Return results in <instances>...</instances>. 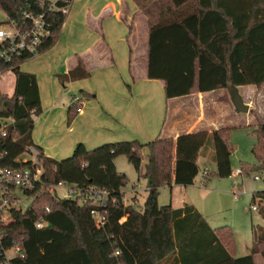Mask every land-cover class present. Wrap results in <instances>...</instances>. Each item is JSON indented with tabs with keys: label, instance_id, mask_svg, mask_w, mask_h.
I'll return each mask as SVG.
<instances>
[{
	"label": "trees",
	"instance_id": "obj_1",
	"mask_svg": "<svg viewBox=\"0 0 264 264\" xmlns=\"http://www.w3.org/2000/svg\"><path fill=\"white\" fill-rule=\"evenodd\" d=\"M133 2L148 22V77L166 83L167 99L229 86H264V0ZM40 4L41 0H0L8 23L21 30L30 26L23 25L25 11L45 14L49 35L41 38L38 55L56 45L67 18L60 12L49 13ZM132 32L131 22L127 35L130 75ZM34 57L29 53L14 57L9 64L15 75L14 92L7 95L0 91V116L14 119L4 166L19 167L15 158L34 147L49 183L94 187L106 191L108 197L103 207L91 202L82 206L76 199H58L47 193L37 197L28 210L13 213V222L0 243V264H256L257 256L264 262V225L252 226L251 253L238 257L230 227L212 228L193 205L179 209L159 205L162 187H170L173 181L183 187L193 185L200 158L216 165L214 175L218 178L233 175L230 128L180 135L176 140L160 136L145 144L137 140L107 143L92 150L80 143L71 157L57 161L47 157L32 138L35 119L43 111L40 91L36 76L21 71L20 65ZM77 58L76 69L57 75L62 85L91 77L83 59ZM80 95L71 99L69 124L84 102L94 97L85 91ZM249 113L258 116L255 110ZM255 133L259 146L254 153L260 160L259 170L264 171V123L257 125ZM145 149L147 163L142 169ZM119 156L127 157L139 172V180L151 179L142 210L124 201L128 178L117 170ZM252 197L254 203L259 201L257 211L264 221V191L254 192ZM94 209L100 210L104 219L101 226L92 216ZM41 218L48 226L40 230L35 223ZM16 245L20 246L19 255L6 260V252Z\"/></svg>",
	"mask_w": 264,
	"mask_h": 264
},
{
	"label": "crops",
	"instance_id": "obj_2",
	"mask_svg": "<svg viewBox=\"0 0 264 264\" xmlns=\"http://www.w3.org/2000/svg\"><path fill=\"white\" fill-rule=\"evenodd\" d=\"M131 22L132 75L127 42V26ZM148 50V22L133 0H73L56 45L32 59L52 60L57 70L51 76L56 79L57 75H67L76 69L79 56L91 78L67 82L64 87L69 90L72 87L76 92L71 93L69 103L61 104L42 87L38 73L21 69L36 76L40 91L43 111L35 119L34 144L47 157L61 161L71 157L80 143L92 150L107 143L137 140L145 144L160 136L176 140L190 133L258 125L253 115L236 112L226 100L235 92L249 91L255 86H229L167 99L166 83L148 77ZM120 62L122 71L118 68ZM83 91L94 97L84 102L72 125L66 127L71 99L75 95L80 97ZM261 113L264 119V111ZM143 154L147 158V149ZM146 163L147 160L143 161L142 169ZM200 164L217 170L209 159L200 158L197 165ZM138 181V185L147 189L148 180ZM170 188L184 187L173 181ZM133 192L134 203L129 205L137 209V190ZM203 215L210 224L208 216ZM259 258L256 257V264Z\"/></svg>",
	"mask_w": 264,
	"mask_h": 264
},
{
	"label": "rangeland",
	"instance_id": "obj_3",
	"mask_svg": "<svg viewBox=\"0 0 264 264\" xmlns=\"http://www.w3.org/2000/svg\"><path fill=\"white\" fill-rule=\"evenodd\" d=\"M0 29H10L9 25H7L5 13L2 10H0ZM39 60H28L21 69L38 73L42 87L44 88L45 86L47 93L53 97L54 101H59L61 104L69 103L71 93H75L76 90L72 87L71 90H69L70 88H65L60 81H57V76L56 79L52 78L51 75L57 70L54 68L57 65H54L52 60ZM118 68L119 71H122L121 62ZM4 75V78L0 80L1 91L4 94L12 95L15 88L14 74L8 73ZM54 80L55 83L53 82ZM238 93L244 102L250 106V111L255 110L257 112L258 116L255 118L256 122H258L257 124L262 123L264 121L261 115V111H264V86ZM232 99L231 95L226 100L229 102L230 108L235 110ZM72 123L69 124L67 115L66 127H70ZM256 129L257 125L245 126V124L241 127L229 129L228 139L233 147L231 156L233 176L230 178H218L214 175V170L210 169V171L207 167L200 164L198 165L193 185L182 189L162 187L158 200L160 206L172 205L174 209L182 208L185 204L193 205L208 216L212 228L230 227L234 232L238 257L251 253L253 245L252 226L264 225L259 212L252 209L253 206L259 205V201L253 202V193L264 191V171L259 170L260 160L254 153L259 146V140L255 133ZM56 145L58 146V144ZM146 160L147 158L144 156V162ZM116 167L119 172L125 174L128 178V184L123 190L126 205L134 203L132 195L134 194L133 191L137 190L136 207L138 210H142L148 194L147 189L143 185H138L139 172L128 161L126 156H119L116 159ZM243 168L244 173L236 175V172ZM206 170L208 175L205 177L204 172ZM255 177H259V180H256ZM58 193L60 196L64 195L61 190ZM19 195L23 199V206L27 207L31 201L25 199L21 192H19ZM9 255L11 256L13 253L10 252ZM261 262H263V259L260 257L258 264H261Z\"/></svg>",
	"mask_w": 264,
	"mask_h": 264
},
{
	"label": "built area",
	"instance_id": "obj_4",
	"mask_svg": "<svg viewBox=\"0 0 264 264\" xmlns=\"http://www.w3.org/2000/svg\"><path fill=\"white\" fill-rule=\"evenodd\" d=\"M60 2H63L64 5L58 6ZM72 2L73 0H41L40 7L42 9L47 7L49 13L60 12L67 16ZM23 16V25L30 24L28 29L21 30L17 24L8 23V20L7 25H9L10 29H0V58L3 60V65L0 66V80L4 78V74L13 73L9 64L14 57H21L28 53L37 56L36 48L41 38L49 35L48 23L44 13L36 15L33 12L25 11ZM13 122L14 119L12 118L0 116V243L5 238V229L13 222V213L15 211L25 212L30 208L31 203L43 194L47 193L58 199H76L82 206L88 202H91L96 207L106 205L108 197L106 191H101L94 187L83 189L63 181L49 183L45 179L44 162L40 157L39 151L34 147H28L23 154L15 158L14 162L19 167H5V159L9 155L7 140L9 138V129ZM207 175L208 171L206 170L204 176L206 177ZM236 175H242L241 170L237 171ZM255 179L259 180V177H255ZM60 190L64 192L63 196L58 193ZM19 192L24 195L25 199L31 201L27 207L23 206V199ZM252 209L257 211L258 208L253 206ZM45 211L50 213V207L46 206ZM92 216L98 226L103 225L104 219L100 210L94 209ZM46 226H48V223L44 218L39 219L35 223V227L40 230ZM10 252L13 255L10 256ZM19 253L20 246L16 245L12 250L6 252V260L19 255Z\"/></svg>",
	"mask_w": 264,
	"mask_h": 264
},
{
	"label": "water",
	"instance_id": "obj_5",
	"mask_svg": "<svg viewBox=\"0 0 264 264\" xmlns=\"http://www.w3.org/2000/svg\"><path fill=\"white\" fill-rule=\"evenodd\" d=\"M232 97L233 105L235 107L236 112L242 114H247L250 112V106L244 102L243 98L241 97V95L238 94V92H235ZM150 187L151 179L149 178L147 182V189H149Z\"/></svg>",
	"mask_w": 264,
	"mask_h": 264
}]
</instances>
